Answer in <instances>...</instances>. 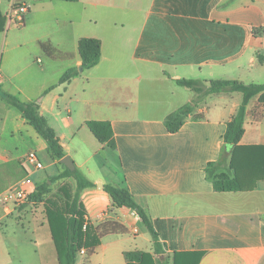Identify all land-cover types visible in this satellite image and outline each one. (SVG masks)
<instances>
[{"label": "crops", "instance_id": "obj_1", "mask_svg": "<svg viewBox=\"0 0 264 264\" xmlns=\"http://www.w3.org/2000/svg\"><path fill=\"white\" fill-rule=\"evenodd\" d=\"M21 3L31 11L19 28L8 17ZM0 9L2 92L39 103L66 157L94 183L80 192L88 222L116 221L128 230L104 237L76 264H128L125 254L134 251L153 254L155 264H173L178 253L201 254L198 264H264V179L218 193L205 172L221 158L243 96H204L178 132L166 126L197 98L177 80L264 84V0H0ZM82 38L101 41V61L61 84L69 69H81ZM259 98L247 107L241 146L264 145ZM89 121L111 123L115 150L97 139ZM31 152L49 163L40 170L24 163ZM66 169L0 93V195L22 182L31 193ZM55 184L76 188L72 178ZM100 185L129 190L151 217L163 255L154 254L136 211L115 208ZM0 264H60L45 214L30 205L0 222Z\"/></svg>", "mask_w": 264, "mask_h": 264}, {"label": "trees", "instance_id": "obj_2", "mask_svg": "<svg viewBox=\"0 0 264 264\" xmlns=\"http://www.w3.org/2000/svg\"><path fill=\"white\" fill-rule=\"evenodd\" d=\"M69 3L80 0H56ZM5 18L0 9V31L4 29ZM43 50L48 52L50 44L42 43ZM82 61L81 69H69L61 78L60 83L66 84L78 77L82 71L94 68L101 61L102 44L98 39L82 38L78 43ZM264 63V57L260 58ZM177 84L186 87L202 99L204 96L221 93H241L242 104L236 115L227 125L224 135V150L221 158L207 165L205 172L207 179L212 182L215 192H241L251 189V181L264 179V145L241 146L240 142L245 133V118L249 103L260 96L264 102V84H245L234 80L201 81L195 79L177 80ZM3 98L16 107L27 119L30 125L45 139L52 156L58 160L66 157L56 132L50 127L47 119L40 113L37 102H24L18 96L2 92ZM199 100L182 108L167 119L166 126L169 132L176 133L184 125L185 120L199 105ZM196 116L194 119H199ZM97 139L107 144L111 149H116L113 128L110 122L89 121L86 124ZM72 178L76 188L70 184L61 186L56 194H50V183L60 179ZM78 169L68 168L60 175L52 178L49 183L38 186L29 193V202L45 208V215L49 223L52 237L57 249L60 264H76L82 248L91 255L101 240L110 235H124L128 233L126 227L116 221H108L94 226L86 219L85 210L80 203V192L94 187ZM104 190L111 196L115 208H128L136 211L137 215L147 228L153 239L154 254L163 255L160 236L156 231L152 219L147 211L140 206L125 187L105 185ZM49 195V196H48ZM64 195V196H63ZM62 196L65 198L63 199ZM128 264H155L154 256L148 252H127L125 254ZM201 254H175L173 264H198Z\"/></svg>", "mask_w": 264, "mask_h": 264}, {"label": "built area", "instance_id": "obj_3", "mask_svg": "<svg viewBox=\"0 0 264 264\" xmlns=\"http://www.w3.org/2000/svg\"><path fill=\"white\" fill-rule=\"evenodd\" d=\"M31 11V6L27 3L12 5L9 22L21 28L25 26L26 15ZM264 37V32H263ZM24 163L29 164L36 170L43 169V163L36 152L29 153ZM25 182L16 184L0 195V222L14 212L18 211L23 205L29 203V193L24 189ZM87 250L82 248L80 255H86Z\"/></svg>", "mask_w": 264, "mask_h": 264}, {"label": "rangeland", "instance_id": "obj_4", "mask_svg": "<svg viewBox=\"0 0 264 264\" xmlns=\"http://www.w3.org/2000/svg\"><path fill=\"white\" fill-rule=\"evenodd\" d=\"M237 94V96H239L241 99H242V94L241 93H236ZM206 97H202V99H200L199 100V98L197 97V98H195V100L196 101H198L199 100V103H203V99H205ZM196 116H198V115H196ZM196 116H193V117H196ZM44 157L42 158V163H43V166H46L48 163H49V161H48V159H47V157L45 156V155H43ZM26 158V157H25ZM25 160V159H24ZM60 161V160H59ZM57 186V184H55V183H50V194L49 195H51V194H56L57 192H58V190H59V188H57L56 187ZM48 195V196H49ZM64 196V195H63ZM62 196V198L63 199H65L64 197ZM30 205H31V207H32V209H33V211H35V212H38V213H41V214H45L46 212H45V208L44 207H42V204H38V205H34V204H32V203H27V204H25V205H23L19 210H18V212H20V211H22L23 209H25V207H30ZM11 216V215H10ZM9 217V216H8ZM6 218V217H5ZM2 222V221H1ZM79 256H82V255H78V257ZM161 259L163 260V261H165V259H166V257L165 256H162L161 257ZM159 261H162V260H160V259H158Z\"/></svg>", "mask_w": 264, "mask_h": 264}, {"label": "water", "instance_id": "obj_5", "mask_svg": "<svg viewBox=\"0 0 264 264\" xmlns=\"http://www.w3.org/2000/svg\"><path fill=\"white\" fill-rule=\"evenodd\" d=\"M62 163L65 165L66 168H68L71 171L75 170V165L72 162L70 157H65L64 159L61 160ZM101 188H104L102 185H100Z\"/></svg>", "mask_w": 264, "mask_h": 264}]
</instances>
